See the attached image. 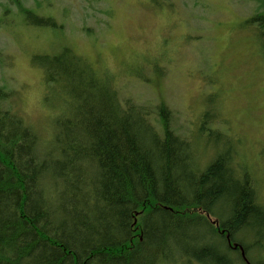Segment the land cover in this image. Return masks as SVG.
<instances>
[{
    "label": "trees",
    "instance_id": "1",
    "mask_svg": "<svg viewBox=\"0 0 264 264\" xmlns=\"http://www.w3.org/2000/svg\"><path fill=\"white\" fill-rule=\"evenodd\" d=\"M245 23L264 51V11ZM32 63L66 108L42 146L0 87V264H264L256 171L228 135L203 121L225 144L206 162L166 103L121 100L72 48Z\"/></svg>",
    "mask_w": 264,
    "mask_h": 264
},
{
    "label": "rangeland",
    "instance_id": "2",
    "mask_svg": "<svg viewBox=\"0 0 264 264\" xmlns=\"http://www.w3.org/2000/svg\"><path fill=\"white\" fill-rule=\"evenodd\" d=\"M19 1L56 22L31 23L17 0H0V87L13 91L4 106L39 132L42 146L66 105L32 57L68 46L111 78L121 100L166 103L206 162L225 144L200 135L203 121L222 130L256 171L264 203V51L245 23L264 0Z\"/></svg>",
    "mask_w": 264,
    "mask_h": 264
}]
</instances>
